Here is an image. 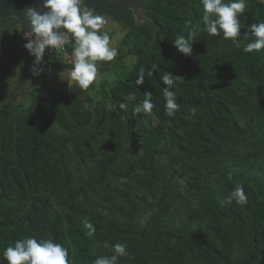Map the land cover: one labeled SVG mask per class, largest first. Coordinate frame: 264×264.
Wrapping results in <instances>:
<instances>
[{
	"label": "trees",
	"instance_id": "16d2710c",
	"mask_svg": "<svg viewBox=\"0 0 264 264\" xmlns=\"http://www.w3.org/2000/svg\"><path fill=\"white\" fill-rule=\"evenodd\" d=\"M142 2L144 18L128 12L117 57L97 62L99 84L86 90L47 71L72 69L71 44L46 50L34 76L35 57L15 59L4 40L18 21L0 19V264L26 237L61 244L69 264L111 256L117 243L127 253L118 264H264V49L208 34L201 0ZM245 5L238 39L251 42L264 0ZM193 29L185 56L171 41ZM141 68L154 75L138 86ZM166 72L179 77L171 117ZM145 93L152 112L134 115ZM236 185L245 205L226 203Z\"/></svg>",
	"mask_w": 264,
	"mask_h": 264
},
{
	"label": "clouds",
	"instance_id": "9594fccd",
	"mask_svg": "<svg viewBox=\"0 0 264 264\" xmlns=\"http://www.w3.org/2000/svg\"><path fill=\"white\" fill-rule=\"evenodd\" d=\"M203 5L202 23L206 32L210 35L222 33L225 40H230L236 48H241L245 53H252L264 49V23H253L249 29L254 37L251 42H245L249 34H244L241 39L240 17L245 12V0H201ZM43 13L36 8H28L24 15L28 30L24 32L23 39L28 42L24 48L35 57L31 72L34 76H40L44 71L42 61L46 50H55L57 53L65 52L66 45H72L73 67L70 71V80L75 81L80 89L86 90L97 79V62L113 61L118 50L112 46L113 38L104 31L105 20L102 15L86 6L85 0H44ZM195 29L189 32L188 38L177 35L171 41L179 53L185 56L193 54L191 38L195 35ZM145 75L152 77L154 71L139 70L135 83L143 85ZM163 84L167 85L163 92L166 115L174 116L180 105L171 88L174 80L166 72L160 77ZM142 103L134 107L133 114L151 113L154 107L151 93H145ZM128 100H136V96L130 93ZM87 107V105H85ZM127 104L120 103L124 109ZM235 202L245 205L248 197L243 185H236L226 197V203ZM84 227L88 230L87 235L93 236L96 232L94 225L84 221ZM111 256H99L92 264H118L120 257L127 255L126 245L117 243L112 246ZM68 250L61 244L51 239H37L26 237L15 241L14 246L3 250V258L7 264H69Z\"/></svg>",
	"mask_w": 264,
	"mask_h": 264
},
{
	"label": "water",
	"instance_id": "95a60500",
	"mask_svg": "<svg viewBox=\"0 0 264 264\" xmlns=\"http://www.w3.org/2000/svg\"><path fill=\"white\" fill-rule=\"evenodd\" d=\"M43 2L44 0H0V19L13 17L19 23V30L4 38L6 42L13 44L11 53L19 52L28 57L32 56L22 44V36L28 30L24 13L28 8H36L43 13L46 11ZM85 3L97 14L119 23L125 21L130 10H133L137 20H142L145 16L142 0H85Z\"/></svg>",
	"mask_w": 264,
	"mask_h": 264
},
{
	"label": "rangeland",
	"instance_id": "374dc122",
	"mask_svg": "<svg viewBox=\"0 0 264 264\" xmlns=\"http://www.w3.org/2000/svg\"><path fill=\"white\" fill-rule=\"evenodd\" d=\"M104 20H105V25H104V29L103 30L107 31V32H112L114 34L112 46L118 48L119 42L125 36V32L122 29L121 23L116 22V21L110 19L109 17H104ZM7 43H8L7 46L10 49V52H11L12 44L9 43V42H7ZM13 54H15L14 56H15V59H17V60H21L23 58L22 53L15 52ZM66 59L69 62L73 61L72 55L71 56L67 55ZM127 62L129 64L132 63V62H135V57L128 59ZM47 71L49 73L53 74V75H56L58 82L59 81L60 82H65L68 85H72V84L75 83V81H71V83L69 82V80H70V71L71 70L70 71H66L65 73H62V74L59 73L55 68H51V69L49 68V69H47ZM98 71H99V67H97V72ZM97 77H99V74H97ZM95 81L98 83L99 82V78H97ZM54 85H55V83L53 84V86Z\"/></svg>",
	"mask_w": 264,
	"mask_h": 264
},
{
	"label": "built area",
	"instance_id": "2783aa9c",
	"mask_svg": "<svg viewBox=\"0 0 264 264\" xmlns=\"http://www.w3.org/2000/svg\"><path fill=\"white\" fill-rule=\"evenodd\" d=\"M23 36H24V35H23ZM23 36H22V44H23V47H24V44H26L28 41L25 40V39H23ZM68 46H69V45H66L65 52H61V53H66V52H67V49H68ZM50 51L57 53L55 50H50ZM59 54H60V53H59Z\"/></svg>",
	"mask_w": 264,
	"mask_h": 264
},
{
	"label": "flooded vegetation",
	"instance_id": "af4514ba",
	"mask_svg": "<svg viewBox=\"0 0 264 264\" xmlns=\"http://www.w3.org/2000/svg\"><path fill=\"white\" fill-rule=\"evenodd\" d=\"M128 14V13H127ZM12 44V43H11ZM12 47H13V44H12Z\"/></svg>",
	"mask_w": 264,
	"mask_h": 264
}]
</instances>
